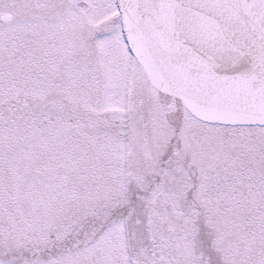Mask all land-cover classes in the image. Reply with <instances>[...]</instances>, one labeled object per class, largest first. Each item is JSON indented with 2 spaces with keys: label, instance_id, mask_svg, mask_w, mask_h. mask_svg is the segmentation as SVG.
<instances>
[{
  "label": "snow or ice",
  "instance_id": "obj_1",
  "mask_svg": "<svg viewBox=\"0 0 264 264\" xmlns=\"http://www.w3.org/2000/svg\"><path fill=\"white\" fill-rule=\"evenodd\" d=\"M0 264H264V0H0Z\"/></svg>",
  "mask_w": 264,
  "mask_h": 264
}]
</instances>
